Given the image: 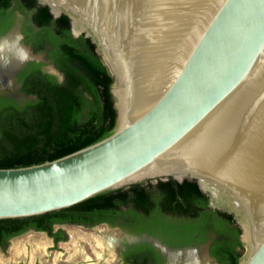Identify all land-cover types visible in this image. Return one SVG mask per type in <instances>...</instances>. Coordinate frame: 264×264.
<instances>
[{
	"label": "water",
	"instance_id": "1",
	"mask_svg": "<svg viewBox=\"0 0 264 264\" xmlns=\"http://www.w3.org/2000/svg\"><path fill=\"white\" fill-rule=\"evenodd\" d=\"M95 42L113 83L117 123L103 139L52 160L0 168V219L70 207L98 193L169 178L196 180L230 213L264 264V0H37ZM74 35V34H73ZM13 24L0 36V96L27 61L46 62ZM212 235V234H211ZM133 237L132 239H134ZM162 264H218L211 238L170 248Z\"/></svg>",
	"mask_w": 264,
	"mask_h": 264
},
{
	"label": "trees",
	"instance_id": "2",
	"mask_svg": "<svg viewBox=\"0 0 264 264\" xmlns=\"http://www.w3.org/2000/svg\"><path fill=\"white\" fill-rule=\"evenodd\" d=\"M17 20L25 43L33 52L45 53L63 79L42 70V62L29 61L17 77L21 91L34 99L17 102L0 96V168L58 158L103 139L117 123L113 77L95 42L84 33L73 35L68 15L55 17L37 0H0V36ZM119 212L130 215L131 229L148 228L171 245H198L211 238L209 252L218 264H240L246 252L236 220L209 207V196L192 179L143 181L67 208L0 223L27 221L47 229L55 220L115 222Z\"/></svg>",
	"mask_w": 264,
	"mask_h": 264
},
{
	"label": "flooded vegetation",
	"instance_id": "3",
	"mask_svg": "<svg viewBox=\"0 0 264 264\" xmlns=\"http://www.w3.org/2000/svg\"><path fill=\"white\" fill-rule=\"evenodd\" d=\"M22 42L25 43L23 37ZM25 44L31 48L29 44ZM42 54L45 56V53ZM28 62L16 71L15 75L18 83V73L26 67ZM45 66L46 62H42V70L47 71ZM113 219L115 222L55 220L48 223L47 229H39L33 225H28L27 221L18 225H13L7 221L2 222L0 223V264H162L161 251L149 241V238L157 239L170 248L182 247L171 245L163 235L148 228L131 229L127 225L130 224V215L127 213H116ZM67 226L78 232L73 237L71 236L76 241L70 242V246L67 245L66 247L64 241L70 233ZM113 229L117 231L115 235L111 233ZM29 234L43 236L47 239L46 244L42 246L29 241L21 244L19 251L12 248L14 238ZM133 237L135 238L132 239ZM80 238L86 240L84 242L86 246L93 249L92 253L95 258L83 257ZM88 239L92 241L89 242ZM56 249L65 252L71 249V252H67L69 254L65 258H59V254L54 259L45 258L52 250Z\"/></svg>",
	"mask_w": 264,
	"mask_h": 264
},
{
	"label": "rangeland",
	"instance_id": "4",
	"mask_svg": "<svg viewBox=\"0 0 264 264\" xmlns=\"http://www.w3.org/2000/svg\"><path fill=\"white\" fill-rule=\"evenodd\" d=\"M14 24L18 25L20 28V22L18 20L15 21ZM73 34L75 35L76 33L74 32ZM46 65H48V63H46ZM67 229L70 230L69 231L70 233H69V237L64 241L66 247H67V245L70 246V244H69L70 242L76 241L74 238L72 239V237L76 232H78L77 230L71 229V227H68V226H67ZM116 232L117 231L115 229H113L111 231V233L113 235H115ZM82 238H80V245H81L82 252L84 254L83 257L95 258L94 254L92 253L93 249H90L89 247H87L86 244L84 243L86 240L84 241ZM90 240L91 239H88L89 242H90ZM13 241H14V244H13L12 248L16 251H19L21 249V244H24L25 242L30 241V242H33L35 244H41L42 246H44L47 242V239L41 235L37 236V235L29 234L26 236L24 235V236H19L17 238H14ZM246 251H247V247H246ZM67 252H71V249L67 250ZM67 252H65L64 250L60 251L59 249L52 250L51 253L48 254L45 258L54 259L57 257V254H59V258H65L67 256V254H69Z\"/></svg>",
	"mask_w": 264,
	"mask_h": 264
}]
</instances>
